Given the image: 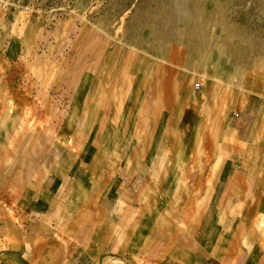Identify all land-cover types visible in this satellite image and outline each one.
<instances>
[{"label": "rangeland", "instance_id": "rangeland-1", "mask_svg": "<svg viewBox=\"0 0 264 264\" xmlns=\"http://www.w3.org/2000/svg\"><path fill=\"white\" fill-rule=\"evenodd\" d=\"M134 87L163 154L175 156L170 136L187 138L174 130L183 111L192 127L204 124L189 177L213 162L202 158L205 142L218 140L214 113L241 146L225 151L264 176V134L251 137L257 122L264 131V0H0V123L20 153L40 155L59 134L68 140L74 110L100 148L112 114L89 106ZM137 248L127 264L143 263Z\"/></svg>", "mask_w": 264, "mask_h": 264}, {"label": "crops", "instance_id": "crops-1", "mask_svg": "<svg viewBox=\"0 0 264 264\" xmlns=\"http://www.w3.org/2000/svg\"><path fill=\"white\" fill-rule=\"evenodd\" d=\"M135 89L89 106L112 114L100 148L77 110L68 140L59 134L36 156L0 123V264H127L135 246L142 264H264V176L225 151L241 149L234 131L213 114L218 140L202 159L217 163L189 177L204 124L183 111L174 130L187 138L170 136L175 156L163 154ZM262 134L257 122L251 137Z\"/></svg>", "mask_w": 264, "mask_h": 264}, {"label": "built area", "instance_id": "built-area-1", "mask_svg": "<svg viewBox=\"0 0 264 264\" xmlns=\"http://www.w3.org/2000/svg\"><path fill=\"white\" fill-rule=\"evenodd\" d=\"M196 87H199V84H197Z\"/></svg>", "mask_w": 264, "mask_h": 264}]
</instances>
